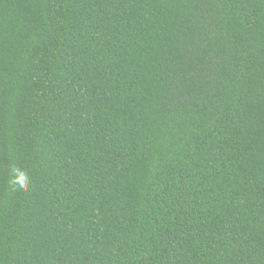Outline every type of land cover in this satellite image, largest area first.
Segmentation results:
<instances>
[{"label":"trees","instance_id":"obj_1","mask_svg":"<svg viewBox=\"0 0 264 264\" xmlns=\"http://www.w3.org/2000/svg\"><path fill=\"white\" fill-rule=\"evenodd\" d=\"M0 264H264V0H0Z\"/></svg>","mask_w":264,"mask_h":264},{"label":"clouds","instance_id":"obj_2","mask_svg":"<svg viewBox=\"0 0 264 264\" xmlns=\"http://www.w3.org/2000/svg\"><path fill=\"white\" fill-rule=\"evenodd\" d=\"M13 179L11 180V184L14 189L19 188L20 190H27V187L30 183V178L27 174L21 170L20 168H13Z\"/></svg>","mask_w":264,"mask_h":264}]
</instances>
